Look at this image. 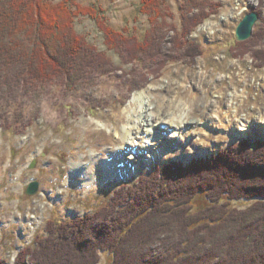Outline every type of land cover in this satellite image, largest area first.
<instances>
[{
  "label": "rangeland",
  "instance_id": "1",
  "mask_svg": "<svg viewBox=\"0 0 264 264\" xmlns=\"http://www.w3.org/2000/svg\"><path fill=\"white\" fill-rule=\"evenodd\" d=\"M163 1L172 14L164 45L170 61L158 77L151 74L156 65L140 63L136 71L125 63L107 47L97 20L79 15L74 30L115 70L93 68L83 79L34 89L0 83V262L14 264L25 247L45 234L49 220L83 218L121 185L156 167L172 161L187 165L233 144L264 141V0H205L215 4L216 13L195 29L182 51V44L171 41L173 27L179 33L185 28L182 1ZM76 2L94 7L111 28L141 41L152 30L141 0ZM253 11L260 19L252 37L239 42L237 28ZM140 99L141 119L131 140L122 142L120 134L134 119ZM147 126H154L158 137L165 135L170 147L162 152L158 140L147 144L142 135ZM118 161L138 175L120 177L111 169ZM34 183L38 191L28 195ZM233 206L247 209L251 204ZM100 264H107L105 254Z\"/></svg>",
  "mask_w": 264,
  "mask_h": 264
},
{
  "label": "trees",
  "instance_id": "2",
  "mask_svg": "<svg viewBox=\"0 0 264 264\" xmlns=\"http://www.w3.org/2000/svg\"><path fill=\"white\" fill-rule=\"evenodd\" d=\"M181 1L185 28L173 27L171 38L180 51L216 13L209 1ZM141 11L152 25L144 41L111 28L99 10L76 0H0V83L34 89L83 79L93 68L115 70L74 30L79 15L97 20L107 47L125 63L136 71L140 63L156 65L151 74L158 77L170 61L164 45L172 14L163 0H141ZM241 201L251 206H233ZM101 254L107 264H264V141L255 150L244 141L188 165L156 167L83 218L49 220L15 264H100Z\"/></svg>",
  "mask_w": 264,
  "mask_h": 264
},
{
  "label": "bare ground",
  "instance_id": "3",
  "mask_svg": "<svg viewBox=\"0 0 264 264\" xmlns=\"http://www.w3.org/2000/svg\"><path fill=\"white\" fill-rule=\"evenodd\" d=\"M134 101H137V100L135 99ZM176 103H179V102L177 101ZM143 105H144V103L140 99L139 103L137 104V110H135L134 119L133 120L129 119V120H131L129 125L124 127L122 132H121V134H120L122 142H127L128 143L131 140L133 131L135 129V125L137 124L136 121L141 119L142 112H143ZM180 106H181V104L179 105V107ZM176 122H178L180 125L184 124V122L179 120V119H176ZM195 122H197V121H195ZM243 130H249V128H245ZM142 135H143L144 138H146V141H147L146 143L147 144L149 142L153 141V140H158L159 143H162L163 146H160L161 148H160L159 151L164 152V150H166V149H168L170 147V145H168V143L166 142L167 137H165V135H162L161 137H158L159 135H156V133L154 132V126H152V127H148L147 126ZM178 136L180 138H185L184 132H180V134ZM124 144H126V143H124ZM107 162H109V161L107 160L106 163ZM117 163H118L117 166H112L111 169L114 170L116 173H118L120 175V177H124V178H128V179L132 180L133 177H136L138 175L137 170L136 169H132L131 166L128 163H125L124 161L123 162L118 161ZM91 180H92V175L89 176V179L87 181L88 184L91 183ZM33 232H35V230H33Z\"/></svg>",
  "mask_w": 264,
  "mask_h": 264
},
{
  "label": "water",
  "instance_id": "4",
  "mask_svg": "<svg viewBox=\"0 0 264 264\" xmlns=\"http://www.w3.org/2000/svg\"><path fill=\"white\" fill-rule=\"evenodd\" d=\"M260 19V14L256 11H253L252 13L245 16L243 21L240 23V25L237 28L235 38L239 42L247 41L252 37L253 30L255 25ZM257 147V143H254L252 145V148L255 149ZM38 191V183H34L29 186L27 190L28 195H34Z\"/></svg>",
  "mask_w": 264,
  "mask_h": 264
}]
</instances>
